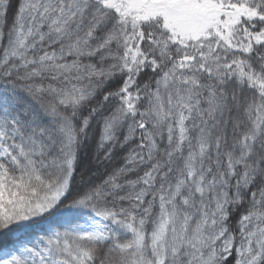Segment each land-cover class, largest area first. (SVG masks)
<instances>
[{
    "label": "snow or ice",
    "instance_id": "6c2138e0",
    "mask_svg": "<svg viewBox=\"0 0 264 264\" xmlns=\"http://www.w3.org/2000/svg\"><path fill=\"white\" fill-rule=\"evenodd\" d=\"M0 264H264V0H0Z\"/></svg>",
    "mask_w": 264,
    "mask_h": 264
}]
</instances>
